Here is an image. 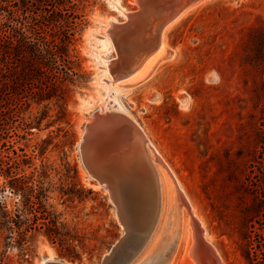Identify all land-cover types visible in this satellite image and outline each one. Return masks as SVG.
Masks as SVG:
<instances>
[{
  "label": "rangeland",
  "instance_id": "374dc122",
  "mask_svg": "<svg viewBox=\"0 0 264 264\" xmlns=\"http://www.w3.org/2000/svg\"><path fill=\"white\" fill-rule=\"evenodd\" d=\"M26 1L29 21L53 10L51 5ZM204 2L167 31V61L146 79L119 86L112 83L109 71L117 51L106 29L110 21L125 22L126 13L138 4L70 0L65 5L69 19L79 23L70 45L78 83L71 86L65 103L28 100L21 111L13 104L6 118V138L15 151L10 155L25 154L21 168L32 186H41L46 208L59 221L60 239L52 242L43 234L42 220L23 241L16 228L11 232L0 226V264H100L125 235L117 204L104 184L90 175L80 150L86 126L95 113L106 111L123 113L141 128L179 179L223 264H261L264 0ZM4 196L9 210L29 218L23 227L30 224L32 214L22 211L17 197L8 192ZM134 196L130 197L133 215L138 208ZM162 231L164 235L166 230ZM129 243L132 248L126 245L125 250L132 251L130 260L144 248L132 237ZM161 247L146 258L144 250L128 264L152 262Z\"/></svg>",
  "mask_w": 264,
  "mask_h": 264
},
{
  "label": "trees",
  "instance_id": "16d2710c",
  "mask_svg": "<svg viewBox=\"0 0 264 264\" xmlns=\"http://www.w3.org/2000/svg\"><path fill=\"white\" fill-rule=\"evenodd\" d=\"M25 1L0 0V226L11 232L16 228L23 241L36 221L42 220L43 234L55 242L60 239L59 221L46 208L41 186H32L21 168L26 162L25 154L22 158L10 155L11 150L13 154L15 151L6 138V118L13 104L21 111L28 100L67 101L71 86L80 77L70 48L79 23L66 15L69 8L65 5L70 0H54V4L48 3L52 0H35L42 6L51 5L53 10L47 15L36 14L32 21L28 20ZM5 192L17 197L24 213L32 214L30 224L23 227L29 218L8 209ZM262 240L260 237L259 245ZM259 250V260L264 264V249Z\"/></svg>",
  "mask_w": 264,
  "mask_h": 264
},
{
  "label": "water",
  "instance_id": "95a60500",
  "mask_svg": "<svg viewBox=\"0 0 264 264\" xmlns=\"http://www.w3.org/2000/svg\"><path fill=\"white\" fill-rule=\"evenodd\" d=\"M137 1L138 8L127 15V20L120 24L114 23V25L117 29H120L124 38L138 37L146 44L145 46H150L152 42L149 38L153 37L152 35L156 36L160 27L170 21L183 6L201 0ZM111 40L115 44V39L112 38ZM114 46L117 51V57L109 65V71L113 76V82L121 83L127 78L128 74L135 70L140 57H136V59L132 56L129 57L123 50L124 45H122V48L119 45ZM131 46L140 47L141 45ZM147 141L141 128L128 116L120 112H97L86 126L80 143L83 163L94 179L98 181L100 178L101 181L107 183V189L111 198L117 204L120 219L126 229L125 235L112 246L100 264H128V261L135 259L139 254L137 251L133 259L129 260L127 258L132 254L130 249L125 250L126 245L131 246L129 243L130 237L135 242L142 243L143 246L141 248H144L150 233V238L152 237L153 226L155 224L157 226L159 222L163 201L161 197L159 199L158 212L153 218L152 229L148 233H143V238H139L137 234L139 230L136 231L138 227L136 223L138 222L135 220V214L133 215L130 212V197L135 195V198L136 195L141 194L139 182L143 178L148 179L147 176L150 177L147 163L144 164L142 160H139L148 153L150 147H148ZM106 144L113 145L112 147L104 148L107 146ZM143 228H146V225ZM145 234L147 237H145ZM165 234H162L163 237L160 239H163ZM160 244L162 243L157 241L154 247L161 246ZM124 252H126V255L122 257L121 255ZM167 253H169V250L166 251ZM213 254V247L204 238L193 234V243L189 249V256L193 260V264H204V262L208 264V258L210 259L209 256ZM45 264L67 263L47 261Z\"/></svg>",
  "mask_w": 264,
  "mask_h": 264
},
{
  "label": "bare ground",
  "instance_id": "6f19581e",
  "mask_svg": "<svg viewBox=\"0 0 264 264\" xmlns=\"http://www.w3.org/2000/svg\"><path fill=\"white\" fill-rule=\"evenodd\" d=\"M132 1H134L136 4L138 3L137 0ZM204 1L206 2V0H201L183 6L170 21L160 27L156 36L152 35L153 37L149 38V40L151 39L150 41L152 42L150 46H145L146 44L141 38L138 39V37L124 38V36L121 35L120 29L115 27V22L110 21L108 28L106 29V34H108L111 39H115V44L113 45H119L120 48H122V45H124L123 50L127 55H129V57L132 56L135 59L136 57H140L139 63L137 64L135 70L128 74L125 80H123L121 83L115 84L111 80L112 83L115 86L123 84L125 85L126 83V85L136 84L150 76L158 67V65L167 61L168 55L170 54L168 51L170 47L168 48V44L166 42L167 31L185 14L203 4ZM131 12H127L126 14L128 15ZM131 45L141 46L134 47ZM111 62L112 61L109 62V65ZM147 143L148 147H150L148 149V153L144 156V158L141 157L139 160H142L144 164L147 163V170L149 169L151 178L147 176L148 179L143 178V180L139 182L141 194L136 195L135 198L138 208L135 209L136 211H134V214L135 220L138 222L136 224L139 226V228L136 229V231L139 230L138 233L136 232L139 238H143V233H148L152 229L153 218L158 212L160 197L163 199V201L159 216V225L157 224L156 226L155 224L153 226L152 237L150 238V233L143 251L139 253L138 256H140L145 250L146 254L144 258L150 257L155 248L154 245L161 238L163 233L162 230L166 229L164 242L161 244V250L156 252L158 257L152 262L149 261L148 264H193V260L189 256V249L193 243V234L195 236L204 238L213 247L214 254L209 256L210 259L208 258V264H223L219 253L217 252L215 246L211 243L212 238L210 235H207V230L203 220L195 212V207L190 206L186 196L181 190V183L179 179L177 178L176 180L174 175L171 173L172 171L169 170L168 166L161 159L155 148L149 143V140ZM106 145L107 146L104 148H108L109 146L112 147L113 144ZM98 181L104 184V186L107 188L106 182L101 181L100 178ZM198 219L201 221V223ZM145 225L146 228H143ZM153 230L156 231L157 234L154 233ZM155 235V239L158 238V240H154L151 243V240ZM145 237H147L146 234ZM163 248L169 250V253H164ZM46 262L47 261L43 262V264ZM204 264H206V262H204Z\"/></svg>",
  "mask_w": 264,
  "mask_h": 264
}]
</instances>
